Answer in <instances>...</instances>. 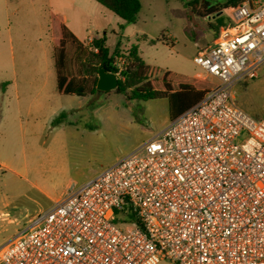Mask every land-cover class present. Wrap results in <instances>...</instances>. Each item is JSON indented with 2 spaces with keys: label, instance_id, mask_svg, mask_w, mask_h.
I'll list each match as a JSON object with an SVG mask.
<instances>
[{
  "label": "built area",
  "instance_id": "2783aa9c",
  "mask_svg": "<svg viewBox=\"0 0 264 264\" xmlns=\"http://www.w3.org/2000/svg\"><path fill=\"white\" fill-rule=\"evenodd\" d=\"M195 63L219 83L137 150L55 205L0 249V264H264V118L233 89L264 65V0ZM126 57L114 60L125 79Z\"/></svg>",
  "mask_w": 264,
  "mask_h": 264
},
{
  "label": "rangeland",
  "instance_id": "374dc122",
  "mask_svg": "<svg viewBox=\"0 0 264 264\" xmlns=\"http://www.w3.org/2000/svg\"><path fill=\"white\" fill-rule=\"evenodd\" d=\"M223 1L141 0L137 21L128 23L96 0H0V88L2 82L10 83L15 79V71L17 82H21L22 71L51 67L55 33L52 17L55 14L66 16L69 23H78L80 16L81 23L89 24L103 37L111 55L122 54L137 46L143 52L145 62L155 67L159 75L168 70L176 78L204 79L207 82L205 87L215 86L218 79L204 72L195 63V57L211 46L214 31L218 30L220 23H234L229 14L221 19L216 14L201 15L204 9ZM196 2L199 3L195 7ZM105 29H108L107 33ZM199 73L201 75L197 77ZM233 94L239 107L258 119L264 118V65L258 78L237 82ZM114 99L127 102L125 106L115 108L128 111V116L138 121L134 122L132 133L127 135L121 134L124 130L120 129V121L116 128L112 125L118 139L117 144H112V155L146 141L166 124L169 110L165 102L130 101L124 96ZM1 118L0 114V158L9 168H20V163L25 161L32 165L34 158L43 157L48 147L44 143L50 142L45 134L37 139L16 138L12 120L9 119L8 123ZM102 126L106 129L103 121ZM3 177L0 174V181ZM6 177L9 184L14 181L10 172ZM5 192L4 184H0V194ZM7 194L11 199L10 192ZM17 201L25 204L23 198L19 197ZM14 231V226L0 221V249L13 238ZM160 264L170 263L163 259Z\"/></svg>",
  "mask_w": 264,
  "mask_h": 264
},
{
  "label": "crops",
  "instance_id": "0c3cea01",
  "mask_svg": "<svg viewBox=\"0 0 264 264\" xmlns=\"http://www.w3.org/2000/svg\"><path fill=\"white\" fill-rule=\"evenodd\" d=\"M223 3L224 1L219 5ZM215 14L218 19L227 14L232 18L230 8L222 9ZM62 17L65 25L85 46H90L94 40L103 39L95 28L87 23H81L83 19L80 16L78 23H69L66 16ZM228 24H219L218 30L214 31L211 45L218 37L220 29ZM107 32L108 29H105V33ZM53 40L54 36L53 63L50 68L22 71L21 82H17L15 71L13 81L1 83V121L4 119L10 123L9 119L12 120L13 134L16 138L37 139L45 134L50 139L49 144L44 143L48 147L45 148L43 157L34 158L32 165L25 161L20 163V168L12 169L0 158V174L4 176L0 184H4L6 189L4 194H0L2 196L0 221L15 227L13 238L29 225L33 216L51 209L70 186L86 185L153 138L176 117L171 116L168 99L143 100L162 101L167 104L169 113L166 124L146 141L136 146L131 145L126 152L112 155L110 153L112 144L118 143L116 129L113 132V126L116 128L120 121V129L124 130L121 134L127 135L132 133L134 122L138 119L133 120L128 116V111L115 108L127 104L123 100L114 99L117 96H124L115 90L87 96L61 94L58 90ZM127 50L122 54H115L121 57ZM140 53L143 56V52ZM199 75L201 74L199 73L197 77ZM180 113L179 110V115ZM61 115L63 117L60 121L53 124ZM102 121L106 129L103 128ZM8 172L14 178L10 184L6 177ZM8 192L11 199L8 198ZM17 195L25 200V204L17 201L19 200Z\"/></svg>",
  "mask_w": 264,
  "mask_h": 264
},
{
  "label": "trees",
  "instance_id": "16d2710c",
  "mask_svg": "<svg viewBox=\"0 0 264 264\" xmlns=\"http://www.w3.org/2000/svg\"><path fill=\"white\" fill-rule=\"evenodd\" d=\"M128 23H135L142 8L141 0H96ZM245 0H224L223 5L204 9L202 16H209L222 9L235 7ZM199 2L195 3L198 5ZM191 5V3H188ZM55 33L54 59L57 72L58 90L61 94L87 96L98 93L99 70L115 73L113 65L116 54L111 55L104 39L94 40L90 46L80 43L73 32L65 25L63 17H52ZM70 50L73 51L72 55ZM116 55V56H114ZM127 59L125 79H119L115 89L128 100L168 99L171 116H178L202 100L213 87H205L204 79L176 78L166 70L160 75L155 67L148 65L137 46H132L123 55ZM180 113V114H181ZM63 117L56 118L57 124Z\"/></svg>",
  "mask_w": 264,
  "mask_h": 264
},
{
  "label": "water",
  "instance_id": "95a60500",
  "mask_svg": "<svg viewBox=\"0 0 264 264\" xmlns=\"http://www.w3.org/2000/svg\"><path fill=\"white\" fill-rule=\"evenodd\" d=\"M118 85L119 79L115 73H109L103 69L99 70V79L97 82V90L99 94L115 90Z\"/></svg>",
  "mask_w": 264,
  "mask_h": 264
}]
</instances>
